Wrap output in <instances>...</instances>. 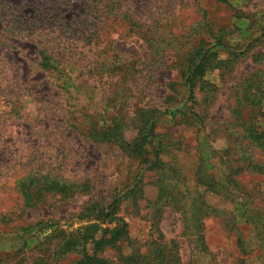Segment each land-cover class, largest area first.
Masks as SVG:
<instances>
[{"label": "rangeland", "instance_id": "rangeland-1", "mask_svg": "<svg viewBox=\"0 0 264 264\" xmlns=\"http://www.w3.org/2000/svg\"><path fill=\"white\" fill-rule=\"evenodd\" d=\"M49 8L81 13V40L43 68L39 45L13 37ZM211 45L189 101L186 68ZM114 119L124 143L105 139ZM246 128L264 137V0H0V264H78L83 250L117 262L153 239L168 264H264V151ZM142 139L140 154L124 145ZM24 175L38 179L28 202ZM112 201L113 221L86 215ZM94 223L127 233L61 252Z\"/></svg>", "mask_w": 264, "mask_h": 264}, {"label": "trees", "instance_id": "trees-1", "mask_svg": "<svg viewBox=\"0 0 264 264\" xmlns=\"http://www.w3.org/2000/svg\"><path fill=\"white\" fill-rule=\"evenodd\" d=\"M55 2H62L63 0H53ZM197 1V0H193ZM221 2H225L226 0H217ZM61 5V4H60ZM18 6V5H17ZM51 8V7H50ZM48 9L49 12H46L48 17L45 18L44 25L41 30H37L32 32L28 30L27 32H23L22 30L17 32L13 38L16 40L14 42H19L20 39L29 40L35 42L36 45H39L37 50V55L39 57V64L41 67L46 68L50 65H58L60 63H66L67 60V52L68 49L73 51V46L79 48L76 41L81 40V30L80 26L76 23L79 22V18L83 15L80 14H68L67 10L64 9ZM55 11V12H51ZM24 15H29L28 19L33 18L34 11L27 10L23 12ZM45 14V15H46ZM44 18V17H43ZM74 24V28L72 26ZM224 30L220 28L217 34L212 37L213 46H221L224 45L221 41L224 35ZM19 39V40H18ZM203 41V40H202ZM209 44V41L202 42V45ZM212 45L203 49L201 52H197L195 58L192 59V63L187 66L186 72L188 74L185 75V81L188 85V98L187 100L192 101L193 98V85L194 81L203 74H196L203 69L206 64L208 56H212L213 53H209L208 56H205L206 52L212 49ZM9 49L15 52L17 56H21L22 48L19 45L14 43L9 44ZM202 48H199L201 50ZM78 51V50H77ZM22 57V56H21ZM191 111V110H190ZM193 112L191 111V115ZM154 118V117H153ZM150 118L149 120L153 119ZM149 120H147L149 122ZM145 122V126L143 128V138L150 130L148 122ZM151 122V121H150ZM125 127L122 119L119 121H114L105 129V139H114L119 141L120 143H124L122 141L121 130ZM247 137L249 140L261 147L264 151V137L256 132L254 129L246 128L245 130ZM144 139L138 144L126 143L124 144L126 147L130 148L132 151L137 152L138 154L142 153V147L140 146ZM112 141V140H109ZM157 152V151H156ZM155 152V153H156ZM148 167H151L156 164L157 160L154 158L153 160H148ZM254 169L259 173H264V163L263 164H254ZM38 180L35 176L32 175H24L18 176L14 179L15 186H17L18 190L21 193L22 198L25 201H30L32 197V191L30 190V182ZM58 182L55 181L56 185ZM45 185H48V181L45 182ZM66 184H63L64 187ZM134 188V186H133ZM131 190H127L126 193H130ZM117 202V200H114ZM112 201L108 205L101 206L99 203H91L88 206L93 210L89 211L86 215H95L98 216L102 221H113L115 219V202ZM110 208V209H109ZM109 209V210H108ZM90 215V216H91ZM97 219V218H96ZM118 220V219H116ZM49 227V226H48ZM46 227V228H48ZM97 223L82 227L83 230H75L74 232H68L65 234L63 231H60L59 234H63V240L61 245V252H73L78 245H84L85 242L90 238L93 239L94 234L99 231V236L97 240L94 241L95 246L100 244L114 243L115 240L120 239L124 235H126L125 224L122 223V226L115 228H104L103 230H93L97 229ZM54 230H50L49 233H52ZM151 244V248L145 250V252L133 251L127 255L120 254L119 261L113 262L106 258L99 257L96 254L88 255L85 250H83V257L78 262V264H168L170 262L169 256H172V252L168 247V244L161 240L153 239L149 242L148 246ZM173 257V256H172Z\"/></svg>", "mask_w": 264, "mask_h": 264}]
</instances>
